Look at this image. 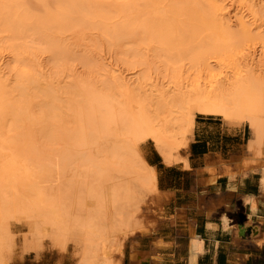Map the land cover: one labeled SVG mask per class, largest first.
Here are the masks:
<instances>
[{"label": "bare ground", "instance_id": "6f19581e", "mask_svg": "<svg viewBox=\"0 0 264 264\" xmlns=\"http://www.w3.org/2000/svg\"><path fill=\"white\" fill-rule=\"evenodd\" d=\"M199 115L246 124L264 179V0H0V264L18 218L123 264L162 199L142 145L185 162Z\"/></svg>", "mask_w": 264, "mask_h": 264}, {"label": "crops", "instance_id": "0c3cea01", "mask_svg": "<svg viewBox=\"0 0 264 264\" xmlns=\"http://www.w3.org/2000/svg\"><path fill=\"white\" fill-rule=\"evenodd\" d=\"M194 129L185 162L142 145L162 199L155 229L128 239L123 264H264L263 172L244 167L250 128L199 115Z\"/></svg>", "mask_w": 264, "mask_h": 264}, {"label": "rangeland", "instance_id": "374dc122", "mask_svg": "<svg viewBox=\"0 0 264 264\" xmlns=\"http://www.w3.org/2000/svg\"><path fill=\"white\" fill-rule=\"evenodd\" d=\"M157 202V198L154 197L147 199L149 211L152 212L154 207H158ZM146 208L148 209V207ZM150 219L153 220L152 217ZM13 221L15 223H11V230L16 245L14 243L15 247L13 246V248L15 249H11L13 251L5 253L7 259H9V261L7 260L8 264H78V261H80V255H77L76 244L73 241L69 242L70 244L68 243L67 250L63 252L54 244L50 237H43L37 234L35 230H32L37 227L36 221H28V219L23 218ZM30 230L32 232H29ZM33 233L34 235H32Z\"/></svg>", "mask_w": 264, "mask_h": 264}]
</instances>
